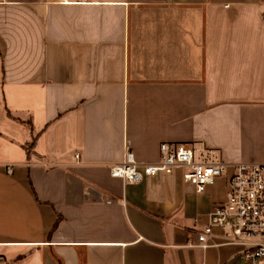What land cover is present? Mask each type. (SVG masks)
Returning <instances> with one entry per match:
<instances>
[{
  "label": "crops",
  "instance_id": "1",
  "mask_svg": "<svg viewBox=\"0 0 264 264\" xmlns=\"http://www.w3.org/2000/svg\"><path fill=\"white\" fill-rule=\"evenodd\" d=\"M164 142L264 157V0H0V264H240L227 177L111 175Z\"/></svg>",
  "mask_w": 264,
  "mask_h": 264
},
{
  "label": "built area",
  "instance_id": "2",
  "mask_svg": "<svg viewBox=\"0 0 264 264\" xmlns=\"http://www.w3.org/2000/svg\"><path fill=\"white\" fill-rule=\"evenodd\" d=\"M160 152L158 162L140 163L127 145L123 159L111 165V175L138 183L181 170L184 180L199 194L217 179L227 177L226 200L208 213V222L197 233L198 246L207 248L218 227L223 230L225 243L238 247L240 264H264V157L259 161L226 163L197 157L187 143L167 142L160 145Z\"/></svg>",
  "mask_w": 264,
  "mask_h": 264
},
{
  "label": "rangeland",
  "instance_id": "3",
  "mask_svg": "<svg viewBox=\"0 0 264 264\" xmlns=\"http://www.w3.org/2000/svg\"><path fill=\"white\" fill-rule=\"evenodd\" d=\"M182 260H184V257H182ZM182 260L178 255H176L174 256V263L171 264H191L190 260L188 259V255L185 256V262ZM197 262V258L195 257V262H193V264H197Z\"/></svg>",
  "mask_w": 264,
  "mask_h": 264
}]
</instances>
